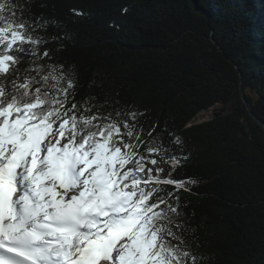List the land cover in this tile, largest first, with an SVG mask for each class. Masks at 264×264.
I'll list each match as a JSON object with an SVG mask.
<instances>
[{"label": "trees", "instance_id": "1", "mask_svg": "<svg viewBox=\"0 0 264 264\" xmlns=\"http://www.w3.org/2000/svg\"><path fill=\"white\" fill-rule=\"evenodd\" d=\"M7 3L15 16L6 15L17 23L49 21L28 32L47 41L39 52L49 55L37 63L71 70L75 96L68 107L134 123L138 152L157 160L145 167L189 189L149 185L162 190L153 200L174 193L168 199L179 215L170 214L176 222L167 227L176 238L169 242L195 264H264V131L239 96L241 84L264 123V0ZM31 66L28 56L17 66L21 82ZM210 108L212 119L196 125ZM150 144L167 151L148 157ZM169 157L179 158V166L173 169Z\"/></svg>", "mask_w": 264, "mask_h": 264}, {"label": "snow or ice", "instance_id": "2", "mask_svg": "<svg viewBox=\"0 0 264 264\" xmlns=\"http://www.w3.org/2000/svg\"><path fill=\"white\" fill-rule=\"evenodd\" d=\"M8 12L15 16L0 0V264H195L168 240L176 238L170 214L179 215L168 199L174 193L153 200L162 190L149 187L188 191L184 182L145 167L157 160L138 152L134 123L68 107L71 70L37 63L49 55L39 52L47 41L28 32L49 21L17 23ZM25 56L32 66L21 82L17 66ZM136 115L129 113L133 121ZM173 142L180 144L178 137ZM165 151L146 149L148 157ZM168 159L179 166V158Z\"/></svg>", "mask_w": 264, "mask_h": 264}, {"label": "water", "instance_id": "3", "mask_svg": "<svg viewBox=\"0 0 264 264\" xmlns=\"http://www.w3.org/2000/svg\"><path fill=\"white\" fill-rule=\"evenodd\" d=\"M239 96H240V99L241 101L243 102L249 116L251 117V119L254 121V123L260 127L263 131H264V123H262L257 117L256 115L254 114V112L252 111L251 109V106L249 104V102L247 101L245 95H244V92H243V89H242V86L240 84V88H239Z\"/></svg>", "mask_w": 264, "mask_h": 264}, {"label": "rangeland", "instance_id": "4", "mask_svg": "<svg viewBox=\"0 0 264 264\" xmlns=\"http://www.w3.org/2000/svg\"><path fill=\"white\" fill-rule=\"evenodd\" d=\"M212 108H210L209 110H206L207 112H204V113H201L198 117H195L196 118V121L194 120V123L196 125H198L199 123L203 122V121H206V120H209V119H212V116H213V112H212ZM192 121H190L191 123ZM152 169V174H153V171H154V168H150Z\"/></svg>", "mask_w": 264, "mask_h": 264}, {"label": "bare ground", "instance_id": "5", "mask_svg": "<svg viewBox=\"0 0 264 264\" xmlns=\"http://www.w3.org/2000/svg\"><path fill=\"white\" fill-rule=\"evenodd\" d=\"M204 112H207V111H204ZM204 112H202V113H204ZM200 114H201V113H200ZM200 114H199V115H200ZM199 115H198V116H199ZM198 116H197V117H198ZM195 121H196V119H195Z\"/></svg>", "mask_w": 264, "mask_h": 264}]
</instances>
